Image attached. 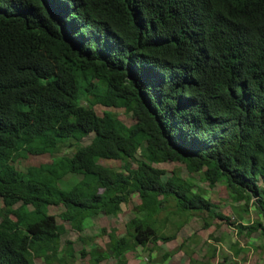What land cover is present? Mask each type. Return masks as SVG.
I'll return each mask as SVG.
<instances>
[{
	"label": "trees",
	"instance_id": "16d2710c",
	"mask_svg": "<svg viewBox=\"0 0 264 264\" xmlns=\"http://www.w3.org/2000/svg\"><path fill=\"white\" fill-rule=\"evenodd\" d=\"M62 146L75 149L13 164ZM167 163L224 185L247 215L253 204L259 218L235 230L264 254V0H0V199L12 209L0 208V264H63L65 224L81 234L134 195L126 234H108L117 264L174 240L171 216L234 224ZM72 174L82 179L63 189Z\"/></svg>",
	"mask_w": 264,
	"mask_h": 264
},
{
	"label": "rangeland",
	"instance_id": "374dc122",
	"mask_svg": "<svg viewBox=\"0 0 264 264\" xmlns=\"http://www.w3.org/2000/svg\"><path fill=\"white\" fill-rule=\"evenodd\" d=\"M96 109L100 114L104 111L101 106H97ZM110 110L118 115L126 125L131 126L136 123V119L126 113L124 109ZM72 143L74 144L75 141ZM88 143H90V139L84 140L82 144ZM74 149V146H62L52 154L38 156L26 154L19 157L13 164L18 170L26 172L29 167L50 163L57 157L71 154ZM99 163L117 170H121L123 165L121 161L104 159H100ZM157 167L164 169L167 176H172L175 173L183 179H189L195 185L194 191L202 192L207 199L217 203L221 211L230 217L234 224L229 225L220 221L211 222L207 216H204L206 221L211 222L207 228L205 220L201 218H192L187 221L178 216H171L162 232L166 235L176 234V238L167 243L158 242L155 246L151 245L150 248H156L151 253L142 248L128 253V264H264V254L258 250V246L263 243V240L258 235H253L252 238L239 236L235 230V224L239 223L237 220L242 219V222L247 225L248 222L259 218V213L253 204L250 206V214L247 215L242 210L243 203H235L224 185L218 184L215 188H210L201 173L191 174L181 164L167 163ZM81 179L82 176L72 174L62 180L60 186L68 190ZM140 202L139 197L134 195L129 204L122 206V212L118 216L101 215L91 219L86 223V228L81 234L73 230L68 223L65 224L68 232L63 237L61 248L67 249L68 246H72L73 257L65 258L63 264H94L91 252L95 250L100 252L104 258L99 264H117L107 251L108 234L125 235L126 224L137 215L135 206ZM0 208L12 210L6 208L1 199ZM50 211L58 215L62 212V208H50ZM59 222L63 223L61 219ZM67 242L71 244H67ZM83 251H85V255H82ZM237 252L238 254H236ZM36 262L44 264L41 259H37Z\"/></svg>",
	"mask_w": 264,
	"mask_h": 264
}]
</instances>
